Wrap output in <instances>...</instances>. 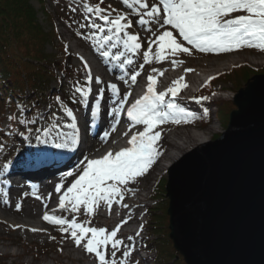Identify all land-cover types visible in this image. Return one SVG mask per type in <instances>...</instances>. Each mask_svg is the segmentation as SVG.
<instances>
[{"label": "snow or ice", "instance_id": "6c2138e0", "mask_svg": "<svg viewBox=\"0 0 264 264\" xmlns=\"http://www.w3.org/2000/svg\"><path fill=\"white\" fill-rule=\"evenodd\" d=\"M121 3L128 9L127 12L112 5L101 7L103 0L95 5L80 0V6L87 15L81 14L83 22L78 23L76 35L90 41L105 64L111 63L121 71L117 79L129 90L122 94L117 83H106L99 76H93L89 63L79 56L84 72L83 83L79 78L73 80L69 100L72 105L90 108L93 122L103 115L111 117L108 129L100 137L102 143L108 142L124 114L129 124L128 131L123 133L128 137V146L117 151L109 148L99 157L84 156L72 170L63 174L74 177L68 186H65L64 180L55 186V193L60 194L57 208L51 209V214L46 211L42 216L50 225L58 226L64 240L93 255L96 264H140L139 260H132V256L147 247L142 235L146 222L140 223L133 235L126 238L119 236L122 227L133 218L134 210L140 207L139 204L130 206L124 201L128 195L136 194L135 186L150 174L162 155L161 126L167 123L188 124L196 118L194 112L177 102L181 91L188 88L184 76L173 79L165 90L158 91V77H163L167 69L152 65L167 61L175 69L184 64V60L179 58L181 55L192 56L194 52L221 54L244 48L264 52V0H121ZM70 8L73 13L77 11L76 7ZM136 26L150 33L146 38V50L143 43L145 38L139 31H131ZM79 29L87 31L81 32ZM141 55L143 62L136 66ZM146 65L150 66V72L146 74V90L143 95L130 101L131 88L137 84ZM192 71L190 68L184 69L185 73ZM212 79L215 77H209L202 86ZM109 90L112 93L108 98L110 106L105 102ZM187 99L199 105L209 97ZM55 100L57 112L48 116L38 110L35 103L17 104L16 111L6 118L5 135L23 137V142L29 146L76 151L83 143L76 110L65 103L61 96H56ZM242 104L246 111V102L242 100ZM47 108L50 109L51 105ZM204 111L206 113L207 109ZM29 112H32L31 117L27 115ZM5 147L0 142V149ZM54 155L40 151L34 154V159L42 162L41 158ZM12 165L11 159L0 165V177H4L5 183L10 182L5 173ZM37 192L34 189L31 194L48 208L47 201L52 194L45 198ZM28 195L27 192L23 193L24 197ZM113 205L127 210L125 218L114 228L109 230L89 226L91 217L102 208L111 215ZM21 207L18 202L16 210L20 211ZM57 209L67 213L71 219L65 215H55ZM146 211L141 212V219ZM81 213L89 219L78 222L77 217ZM13 227L23 229L25 226ZM28 230L32 233L46 231L35 227ZM49 239L56 238L49 236Z\"/></svg>", "mask_w": 264, "mask_h": 264}, {"label": "rangeland", "instance_id": "374dc122", "mask_svg": "<svg viewBox=\"0 0 264 264\" xmlns=\"http://www.w3.org/2000/svg\"><path fill=\"white\" fill-rule=\"evenodd\" d=\"M87 2L91 5H95L99 3V0H87ZM31 4L35 7L36 11L38 12L40 22L43 28L47 31V33L52 32L53 28H55V30H57V33L61 37L60 39H62L64 42V48L65 46H67V50H65V53L64 51L57 53L58 51H56L51 45L48 46L47 54L57 55L53 71H56L58 73V78L62 82L54 80L55 82H53L50 87L51 91L53 92L54 99L42 102L38 110L44 112L46 116L50 115L52 112H57L58 106L55 98L56 96H61L65 103H67L70 107H73L76 110L78 119H81L83 117V113L86 110L85 107H82L80 105H72L69 100L70 84L73 82V80L75 78H79L83 83L84 72L82 69V62L80 61L79 56H83L84 59L89 63L92 68V74L95 73L96 75H100L99 73H105L103 65L96 58V55L99 54L95 51L94 47L91 45V42L86 41L82 37L76 35V31L78 30V23L83 22V17L81 14L83 13L84 15H87V13L83 9V7L80 6V0H32ZM108 5H112L113 8H116L120 11H128V9L121 3V0H103V4H101L100 6L106 8ZM70 6L76 7L77 11L73 13L71 11ZM42 7H45V9L48 11V14H51L52 18L54 19L53 26L50 20L48 19L47 15L44 14ZM59 15L62 17V21L59 19ZM64 18L66 19V21H64ZM79 30L81 32L87 31V29ZM131 31H139L141 36L145 38L143 43L144 49L146 50V38L150 35V33L141 31L139 26H136ZM174 35L176 34L174 33ZM179 58L184 60V64L179 66L176 70H171V72H169L171 73L170 78L172 77L173 73H176V75H182L184 73L182 68L192 69L193 67H201L203 73L207 74V76H218L223 73H228L239 66H248L250 69L253 70H260L264 68V52L252 48H244L239 51L221 54H204L194 52L192 56L181 55ZM140 60L142 63V55L139 58V61ZM214 61L217 62V65H210L211 63H214ZM137 65L138 64H136V66ZM152 66H158V68L163 67L167 69H172L171 64L167 61L163 62L162 64H154ZM78 68L80 69L79 72L76 71ZM149 69L150 66L146 65L144 73H147ZM65 72L66 76L64 75ZM190 74L191 72H189V75ZM238 76L239 73L236 72L235 76H233L232 79H236L237 82V78L239 79ZM236 82H234V84H231L227 81L219 82L214 87L216 92L215 95L210 96V103L208 102L207 104L206 101H204L202 104L199 105L195 103L192 109H188V107H186L188 111L194 112L196 114V118L193 119L191 122L196 123L198 128L205 129L207 127H210L214 123L217 124L218 131L214 134L212 140L218 138L226 130L229 124L231 110L235 109L233 100L236 95V90L239 89V84H235ZM240 86H243V83ZM220 92L224 93L221 94ZM21 102L26 105H30L31 103L30 99H28L27 97L24 99H20L19 102L16 101L17 104ZM48 105H51L50 109L47 108ZM205 108L209 113L210 124L202 126V120L200 118L205 117V114L207 113H205L204 111ZM4 110L2 112V110L0 109V142L5 144L6 147L0 149V165L5 163L9 159L13 161L14 156H17L18 153L24 152L23 149L18 150L20 139L23 137H13L5 135L6 125L8 124L6 118L9 114H13L16 109L13 108L11 103L7 102V105H5ZM27 115L31 117L32 112L27 113ZM82 121L85 124L83 118ZM168 124H171V127L167 132L162 131V137L165 135V133L167 135V133L172 131L174 127L179 128L182 125H186L183 123L180 125H176L173 123ZM161 128L163 129V126H161ZM182 130H179L178 132ZM187 130L189 129H186V131ZM42 148L54 149L51 147H37V152H40ZM28 153L29 150H26L25 148V153H22L19 159H24ZM162 157L163 155L160 156V158L157 160L156 164L153 166V169L150 170V174L147 177H150L153 174V172L156 170L155 167L157 166ZM5 174H7V172ZM162 174L159 173L158 175L162 176L157 178V180H154L152 186L142 191V194H145L146 196H149L150 194L153 195L152 193L154 188L152 189V187H154V185L156 186V183L158 181H162V184L157 191V194H159L158 196H160V193L165 194V183L168 181L169 173ZM8 180L11 182L12 178H8ZM8 187L9 183H5L4 178L0 177V200H2L3 203H6L5 201H9V204L12 210L14 211H17L16 204L18 202H20L22 206H25L26 209L31 206V199L28 198L29 195L27 197L23 196V193L27 192L25 190L26 188L7 189ZM36 187L37 186H35V188ZM5 192L8 193L7 196L4 195ZM158 196L156 197L158 199L151 198L147 200L149 201L146 203L147 211L140 222H146L149 216H152V218L154 219V223L151 224V228L147 229L145 226L144 232L142 234L143 243L147 245L146 249L132 256V260H139L140 264H156L155 253L153 252V248L155 247V245H159L160 241H156V238L153 237V235H162L163 231L161 230H163L164 227L168 226V220H166L162 213L164 212L165 208L168 207L169 202L166 197L163 198L162 195L160 197ZM154 199H156L157 201H154ZM52 205L55 207L58 206V204ZM144 211L145 210L143 209V212ZM4 212L5 210L0 207V216L3 218L2 220H0V256L5 259H9V264H96L95 257L92 258L89 254L85 252V250H83V248L76 247L71 241L64 240L62 234L58 231V226H53L50 225L48 222H45L43 225L39 223L38 226H35L36 228L41 227L46 230L42 234L32 233L31 231H24L21 228H14L13 223H23L27 221L25 217L20 215H18L17 217H13L12 214L3 215L2 213ZM49 213L51 214V212ZM54 214L58 216H68L67 213H63L60 210H57ZM99 214L108 215L106 214V210L102 208L94 216L91 217V224L89 226L105 227L109 229L111 224L106 222L105 219H98L97 216ZM115 216L116 215H113V217ZM13 218L17 219L14 220ZM68 218L71 219V216H68ZM77 219L78 222H82L88 220L89 217L81 213L79 214ZM156 224H160L164 227H162V229H159V225L155 227ZM133 228L122 227L120 233L130 230L133 231L132 234H134L139 228V226H135ZM49 236H54L56 239L51 240L49 239ZM150 241L154 242L155 245L149 246L148 244ZM27 248H33L35 250H29V253H27ZM33 257H38V261H35L36 259ZM171 264H173V262Z\"/></svg>", "mask_w": 264, "mask_h": 264}, {"label": "water", "instance_id": "95a60500", "mask_svg": "<svg viewBox=\"0 0 264 264\" xmlns=\"http://www.w3.org/2000/svg\"><path fill=\"white\" fill-rule=\"evenodd\" d=\"M234 104L221 137L170 170V238L186 264H264V75Z\"/></svg>", "mask_w": 264, "mask_h": 264}, {"label": "bare ground", "instance_id": "6f19581e", "mask_svg": "<svg viewBox=\"0 0 264 264\" xmlns=\"http://www.w3.org/2000/svg\"><path fill=\"white\" fill-rule=\"evenodd\" d=\"M96 58L103 65L105 70V73H99L100 75L98 74L97 75L106 83L107 82L117 83L118 86L120 87L122 94L128 91L129 90L128 87L124 85L122 81L117 79V77L122 74L121 71L119 69H116L114 65H112L111 63L105 64L103 62V58L100 57L99 55H96ZM139 63H141V60L139 61V59H137V64ZM210 65L215 66L217 65V62L214 61V63H211ZM177 68L175 69L172 68V69L176 70ZM184 69L185 68H182L183 71ZM146 74L143 76L142 73L141 76L138 77L137 84L132 86L131 88L132 97L130 98V101L133 98H138L139 96L143 95L139 92V87L141 86V80L143 78L144 80H146ZM97 75L93 73V76H97ZM182 75L185 78L184 82L189 85L191 81V77L188 75V73L185 72ZM178 77L179 76L169 78L167 83L163 84L161 88L158 87L157 90L158 91L165 90V88H167L170 85L171 81ZM106 95L107 96H105V102L110 106V101L108 100V98L112 96L110 90L106 92ZM187 97H189V95L179 97L177 102L185 107H188V109H192L193 106L195 105V102L191 99H187ZM85 109H84L85 112L83 113V117H82L85 124L83 123L82 118L79 119L80 121H78L81 129V137L83 143L74 152L66 151V150L42 148L41 151H46L48 153H55L56 155L50 156L46 159L41 158L42 162H39L34 159V154L37 153V149H36L37 147L29 146L28 143L23 142V138L20 139L18 150L19 149L25 150L26 148V150L27 149L29 150V153L25 156L24 159H20L19 161H17L19 163L16 162L17 164L16 163L13 164L10 167V169L7 171V174H5L7 178L12 177V181L11 184L9 185L10 187L9 189L26 188L25 190L28 193H32L35 186H37L35 189L38 190L37 194L39 196L46 198L50 193L52 195L51 198L47 201L48 208H45L44 203L41 200H38L32 194H29L28 198L31 199V206H29V208L27 209L25 208V206H22L20 211L12 210L9 201H7V203H3V201L0 200V207L5 210V212L2 213L3 215L12 214L13 217H17L18 215H20L27 219V221L23 223L12 222L13 225L25 226L23 228L24 231H29L28 230L29 228L38 226L39 223L43 225L46 222L42 219L44 213L46 211L51 212V209L57 208L52 205V204H58V199L60 195L58 193H55V186L61 180H64L65 186H68L69 182L74 179V177H65L63 174L72 170L84 156H89V158H92L94 156L99 157L109 148H111L113 151H116L115 149L119 144V142H121L123 139L126 138V136H124L123 133L128 131L129 124L126 121V116L124 114L121 115L120 118L121 122L119 125H117L116 131L111 133V135L109 136L108 142L102 143L100 137L103 136L104 131L108 129L111 117L103 115L102 118H98L95 120V122H93L91 119L90 108L85 107ZM86 121H87V126H86ZM162 126H163V132H167L170 129L171 124L167 123ZM217 131H218V126L216 123H214L210 127H207L205 129L187 130V131L182 130L180 132H177L176 133L177 135L174 138H170L168 136V133L167 135L165 133L166 136L164 135L162 137V140L160 141L161 144L160 151L163 157L155 167L156 170H158L160 174L168 173L169 169H171V166H173V164L176 161H178L179 158H181V156H183L185 152H188L189 150L198 147L201 144H205L211 141L214 137V134L217 133ZM113 141H115V143H113ZM40 147H45V146H40ZM97 149L99 151H97ZM154 180H157L156 176L143 178L141 182L135 186L137 188L136 194L134 196L130 194L126 197L124 203H128L130 206L139 204L140 207L134 210L133 218L129 220L128 223L123 227L133 228L135 226L136 227L139 226V223L141 222L140 214L141 212H143V209L144 210L146 209L147 206L146 203L148 200V197L145 194H142V191H144L147 188H150ZM151 197L153 196L151 195ZM126 213H127L126 209H119L118 206L113 205L111 215H109V212L106 210V214L108 215L99 214L97 218L105 219L106 222L111 224V226L109 227V230H111L112 228L115 227L116 224H118L122 219L125 218ZM113 215L116 216L113 217ZM2 219L3 218L0 216V220ZM13 219L16 220L17 218H13ZM38 229H44V228L40 227ZM129 231L130 230L124 231L123 233H119L118 235L125 238L128 235H133L132 234L133 231H130V233ZM37 233L42 234L44 233V231ZM89 255L92 258L94 257L91 254Z\"/></svg>", "mask_w": 264, "mask_h": 264}, {"label": "trees", "instance_id": "16d2710c", "mask_svg": "<svg viewBox=\"0 0 264 264\" xmlns=\"http://www.w3.org/2000/svg\"><path fill=\"white\" fill-rule=\"evenodd\" d=\"M31 1L0 0V109L2 111L7 102L16 109V101L19 102L26 97L30 99V105L35 103L38 109L42 102L52 97L50 87L54 80L59 81L58 73L53 71L57 55L47 54V49L51 45L55 50L63 51L64 43L61 42L55 28L50 33L43 28ZM42 10L53 26L54 19L51 14H48L45 7H42ZM59 17L62 19L60 15ZM236 72L239 73L237 82L236 79H232ZM256 73H264V68L255 71L248 66L239 67L224 75L223 79L233 84L236 82L235 84H239L238 87L241 88L240 85ZM206 91H210V88ZM161 184L162 182L159 187ZM161 195L165 197V194L161 193ZM166 211L167 207L162 214L168 220ZM160 224H156L155 227L159 225V229H162L164 226ZM161 231H163L162 235H154L156 241H160L159 245L156 246L152 241L149 243V246L155 245L153 252L156 253V263L184 264L182 258L176 259L178 254L169 239L168 227H164ZM29 250L35 249L27 248L26 252L29 253ZM35 259L38 261V257ZM0 264H9V259L0 256Z\"/></svg>", "mask_w": 264, "mask_h": 264}]
</instances>
